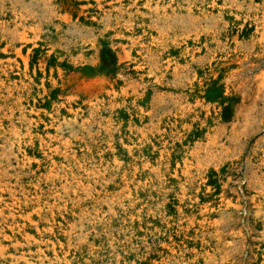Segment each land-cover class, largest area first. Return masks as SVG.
<instances>
[{
  "label": "rangeland",
  "instance_id": "1",
  "mask_svg": "<svg viewBox=\"0 0 264 264\" xmlns=\"http://www.w3.org/2000/svg\"><path fill=\"white\" fill-rule=\"evenodd\" d=\"M0 230V264H264V0H0Z\"/></svg>",
  "mask_w": 264,
  "mask_h": 264
},
{
  "label": "bare ground",
  "instance_id": "2",
  "mask_svg": "<svg viewBox=\"0 0 264 264\" xmlns=\"http://www.w3.org/2000/svg\"><path fill=\"white\" fill-rule=\"evenodd\" d=\"M19 53H20V51H19ZM51 138H53V137H50V139ZM55 139V138H54ZM42 140V139H41ZM54 145V144H53ZM56 150V149H55ZM58 152V151H57ZM135 175H136V173H135ZM36 196H38V195H36ZM2 199V198H1ZM39 199V198H38ZM41 199V198H40ZM31 200V199H30ZM39 201V200H38ZM35 203V202H34ZM6 204V203H5ZM27 204H29V203H27ZM7 205V204H6ZM38 205V204H37ZM46 205V204H45ZM50 205V204H49ZM53 205V204H52ZM3 207V206H2ZM34 207V206H33ZM42 207V206H41ZM30 208V207H29ZM32 208V207H31ZM49 208V207H48ZM54 208V207H53ZM5 209V208H4ZM34 211V210H33ZM41 211V210H40ZM6 212V211H5ZM35 212H37V211H35ZM52 212V211H51ZM24 213V212H23ZM61 213V212H60ZM12 214V213H11ZM53 214V213H52ZM38 215V214H37ZM40 215V214H39ZM24 216V215H23ZM28 216H30V215H28ZM22 217V216H21ZM28 218V217H27ZM53 218V217H52ZM26 219V218H25ZM6 220V219H5ZM37 220V219H36ZM40 220V219H39ZM16 222V221H15ZM30 222H32V221H30ZM21 223V222H20ZM18 225V224H17ZM32 225V224H31ZM38 225V224H37ZM28 226V225H27ZM39 226V225H38ZM21 228V227H20ZM28 228V227H27ZM26 228V229H27ZM2 229V228H1ZM25 229V228H24ZM50 229H51V226H50ZM49 229V230H50ZM4 230V229H3ZM2 230V231H3ZM1 231V230H0ZM42 231V230H41ZM48 231V230H47ZM17 232V231H16ZM51 232V231H50ZM5 235V234H4ZM0 236H1V234H0ZM5 237V236H4Z\"/></svg>",
  "mask_w": 264,
  "mask_h": 264
}]
</instances>
